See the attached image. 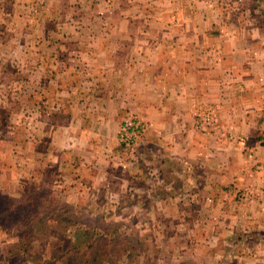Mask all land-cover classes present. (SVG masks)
<instances>
[{
    "label": "crops",
    "instance_id": "1",
    "mask_svg": "<svg viewBox=\"0 0 264 264\" xmlns=\"http://www.w3.org/2000/svg\"><path fill=\"white\" fill-rule=\"evenodd\" d=\"M125 1L96 8L111 36L92 40L90 56L55 59L39 73L32 59L23 69L11 65L28 82L23 98L9 86L12 131L0 135V183L35 181L40 167L69 171L62 188L77 200L90 185L109 184L129 200L137 192L144 203H189V238L180 240L189 262L264 264V11L255 0ZM148 15L182 20L151 29L135 22ZM129 114L147 130L126 149L118 136ZM21 144L29 149L16 157ZM21 171L30 172L25 180Z\"/></svg>",
    "mask_w": 264,
    "mask_h": 264
},
{
    "label": "rangeland",
    "instance_id": "2",
    "mask_svg": "<svg viewBox=\"0 0 264 264\" xmlns=\"http://www.w3.org/2000/svg\"><path fill=\"white\" fill-rule=\"evenodd\" d=\"M123 2L126 1L0 0V100L7 111H0V135L3 138L12 131L8 127L11 119V107L7 104L9 86L13 93H18V98H23L24 95H20L23 92L21 89L28 82L11 75V65L23 69L26 62L32 59L35 61L33 66H36V71L39 69L41 72V68L46 71V67H56L57 65L51 64L55 59L74 58L76 54L90 56L93 50L90 43L92 40H105L107 36H111L105 30V16L97 14L96 8L105 6L106 3L123 8ZM155 2L165 3L166 0L150 1L151 4ZM173 2L179 7L189 4L186 0ZM255 3L264 11V4L261 5L259 1ZM141 18L143 20H138ZM136 19V23H143L151 29L153 22L177 23L182 17L148 15L138 16ZM43 61L46 62L45 65L42 64ZM61 68H66V65ZM37 99L40 100V97ZM29 126L30 123H27L26 127ZM15 130L13 134H16ZM18 130L22 132L24 129ZM29 146L19 145L21 148L16 157L26 156ZM40 147L39 143L34 142L35 150ZM21 161H15V166L19 168ZM22 163L25 168V160ZM150 164L145 162L144 166ZM46 170L50 171L45 173L38 167L34 171V176L39 175L35 181L25 180L26 173L30 174L33 170L21 171L25 181L18 182L14 188L7 182L0 183V264L193 263V259L189 262V254L181 255V252L188 250L189 245L180 241L181 238H189V212L192 211L189 203H144L145 199H139L137 192L131 193L133 196L129 200L124 193L110 192L109 184H100L97 188L90 185L92 190L85 188L86 191L77 200L69 188H62L65 178L69 177V171L63 170L60 175H56L54 170ZM63 172L67 173L66 177ZM121 185L118 182L116 189ZM50 203H59V207L54 208L52 204L45 208L44 205L49 206ZM72 210L75 212L73 216ZM26 213L30 220H26ZM58 216L62 218L59 219ZM31 221L41 224L38 231L30 225ZM78 229L82 230L80 234H89L88 242H75L66 251V240L75 239L78 233L75 231ZM25 235L27 236L22 241L20 238ZM61 235H64L65 242ZM101 236L117 240L111 246H88V243ZM175 237L179 239H173ZM245 238L249 246L252 240L249 236ZM116 243L122 245L115 246ZM172 251L176 257L165 255ZM98 256H102L101 262H98ZM222 261L224 258L218 256L206 260L209 264H220Z\"/></svg>",
    "mask_w": 264,
    "mask_h": 264
},
{
    "label": "built area",
    "instance_id": "3",
    "mask_svg": "<svg viewBox=\"0 0 264 264\" xmlns=\"http://www.w3.org/2000/svg\"><path fill=\"white\" fill-rule=\"evenodd\" d=\"M213 123L212 115H205L202 121V128L207 129L208 126H211ZM146 132V125L145 123L139 119L134 114H131L128 118H126L119 130L118 141L121 147L123 148H131L138 144L144 138ZM236 190V189H235ZM238 194V200H246L247 193H241L240 191H236Z\"/></svg>",
    "mask_w": 264,
    "mask_h": 264
},
{
    "label": "trees",
    "instance_id": "4",
    "mask_svg": "<svg viewBox=\"0 0 264 264\" xmlns=\"http://www.w3.org/2000/svg\"><path fill=\"white\" fill-rule=\"evenodd\" d=\"M255 1H259V2H261V5H263L264 4V0H255ZM54 205V208H57V207H59V203H50L49 204V206L47 205H44L45 206V208L46 207H51V205ZM53 208V209H54ZM46 212V209L44 210V215L46 214L45 213ZM72 214V216L74 215V210H72V212H71ZM27 214L28 213H26V220H30V219H28V217H27ZM58 218L60 219V218H62L61 216H58ZM65 223V222H64ZM68 223V222H67ZM30 225H32V227H33V229L34 230H37L38 231V228L41 226V224H34L32 221H31V224ZM75 227V226H74ZM82 230H77V231H75L76 233H77V237L75 238V239H67L66 240V248H65V250L66 251H68V250H70V245L71 244H75V242L76 243H78V242H88V240H89V234H87V233H82V234H80V232H81ZM27 234V233H26ZM27 235H25V236H22L20 239H22V241L24 240V237H26ZM63 238H61V239H64V235H61ZM80 237V238H79ZM60 239V238H59ZM92 240H93V238H92ZM117 239H108V237L106 238V237H98L97 238V240H95V241H92V243H88V246H91V247H93V245L94 244H97V247H98V245L100 244H102V245H104V246H106V245H109V246H111L112 245V243L114 242V241H116ZM64 242H65V239H64ZM120 246V245H122V244H120V243H116L115 244V246ZM103 247V246H102ZM95 248V247H94ZM92 258H94L95 260H96V258L93 256ZM102 261V256H98V262H101Z\"/></svg>",
    "mask_w": 264,
    "mask_h": 264
}]
</instances>
